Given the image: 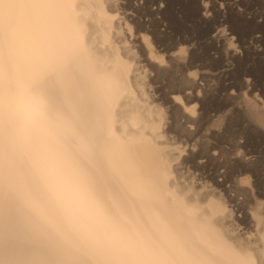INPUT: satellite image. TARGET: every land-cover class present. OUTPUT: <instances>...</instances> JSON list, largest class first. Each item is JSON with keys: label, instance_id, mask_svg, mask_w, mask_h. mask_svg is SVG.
I'll use <instances>...</instances> for the list:
<instances>
[{"label": "bare ground", "instance_id": "bare-ground-1", "mask_svg": "<svg viewBox=\"0 0 264 264\" xmlns=\"http://www.w3.org/2000/svg\"><path fill=\"white\" fill-rule=\"evenodd\" d=\"M6 2L0 92L41 94L48 117L0 119V264H225L217 242L255 258L264 100L220 71L236 46L217 0ZM22 17L46 22L48 41L21 43ZM53 150L86 202L50 181Z\"/></svg>", "mask_w": 264, "mask_h": 264}, {"label": "rangeland", "instance_id": "rangeland-1", "mask_svg": "<svg viewBox=\"0 0 264 264\" xmlns=\"http://www.w3.org/2000/svg\"><path fill=\"white\" fill-rule=\"evenodd\" d=\"M211 7L215 10L216 26L225 29L227 36L234 38L236 46L235 59L226 54H221L222 57L218 55L222 63L220 71L226 69L228 62L230 68L234 66L235 69L236 91L242 93L245 90L242 81L250 79L251 92L264 100V0H217L216 6ZM211 25L209 21L206 27ZM225 40L219 45H224ZM255 139L252 143L253 156L264 157V138Z\"/></svg>", "mask_w": 264, "mask_h": 264}, {"label": "clouds", "instance_id": "clouds-1", "mask_svg": "<svg viewBox=\"0 0 264 264\" xmlns=\"http://www.w3.org/2000/svg\"><path fill=\"white\" fill-rule=\"evenodd\" d=\"M12 7L6 0H0V10ZM21 43L47 42L48 25L39 18L22 17L15 29ZM8 118L22 129L37 126L48 117L45 98L36 92L19 90L14 96L7 97L0 92V119ZM43 165L53 185L59 187L69 198H79L86 202L88 194L77 180L71 165L54 150L43 160Z\"/></svg>", "mask_w": 264, "mask_h": 264}, {"label": "snow or ice", "instance_id": "snow-or-ice-1", "mask_svg": "<svg viewBox=\"0 0 264 264\" xmlns=\"http://www.w3.org/2000/svg\"><path fill=\"white\" fill-rule=\"evenodd\" d=\"M261 164L264 166V158H262ZM216 247L219 255L224 258L225 264H264V245H261V250L255 254V258H240L235 252L231 251L219 242H217Z\"/></svg>", "mask_w": 264, "mask_h": 264}]
</instances>
